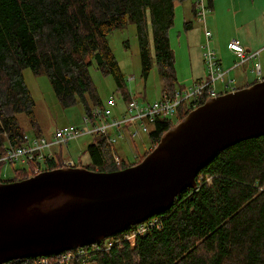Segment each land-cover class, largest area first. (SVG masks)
<instances>
[{
	"label": "trees",
	"instance_id": "trees-1",
	"mask_svg": "<svg viewBox=\"0 0 264 264\" xmlns=\"http://www.w3.org/2000/svg\"><path fill=\"white\" fill-rule=\"evenodd\" d=\"M188 1L196 19L195 0H0V155L8 143L25 144L19 115L25 114L36 127L35 101L23 74L26 69L48 77L64 108L81 104L87 113L102 103L91 80L93 64L115 81L120 101L129 97L108 41L114 31L129 24L136 28L144 74L155 63L162 93L173 94L178 78L169 32L176 7ZM206 1L213 9L214 0ZM193 23L185 22V29H193ZM188 114L180 108L178 119L156 122L149 135L151 150L175 121ZM108 144L106 136H96L88 145L86 169L111 173L141 162L122 160L117 165L113 158L117 153ZM63 158V152L57 153L58 162ZM2 167L0 184L30 178L20 168L15 180H4ZM60 167L53 161L47 170ZM196 179L197 187L178 194L168 211L83 247L81 255L73 250L75 256L66 264H264V136L219 152ZM141 225L147 227L144 233H138ZM61 256L49 258L58 261ZM36 259L7 264H30Z\"/></svg>",
	"mask_w": 264,
	"mask_h": 264
},
{
	"label": "water",
	"instance_id": "water-1",
	"mask_svg": "<svg viewBox=\"0 0 264 264\" xmlns=\"http://www.w3.org/2000/svg\"><path fill=\"white\" fill-rule=\"evenodd\" d=\"M264 136V80L211 98L118 172L47 170L0 184V264L99 244L173 206L218 154Z\"/></svg>",
	"mask_w": 264,
	"mask_h": 264
},
{
	"label": "rangeland",
	"instance_id": "rangeland-1",
	"mask_svg": "<svg viewBox=\"0 0 264 264\" xmlns=\"http://www.w3.org/2000/svg\"><path fill=\"white\" fill-rule=\"evenodd\" d=\"M184 6L190 7L191 2L188 1L176 7L174 11L176 14L175 21L169 32L172 51L175 52L176 64L178 65L177 68L180 73L178 76L180 79L178 84L181 88L185 87V85L190 86L188 82H182L184 79L182 76L188 74V69L183 64L185 60L188 62L186 51L192 49L189 44H186L185 39H187L188 33L193 32L190 36L193 38V46L196 47V49H198L196 41H199V37H197L199 36V30L201 31L202 40L205 39L203 36L205 26L199 22V19L196 21L191 14L187 16L186 21L192 20L195 27L189 32L185 29L184 16L182 15L183 12L186 13V10L182 9ZM206 24L213 33L214 43L212 41V47L215 50L217 49L214 44L218 48L220 43L221 45H225L228 40L231 42L233 40H248L254 38V36L256 37L264 31V0H214L213 9L210 8ZM136 38V28L134 25L129 24L125 29L114 31L108 41L120 64L121 71L125 76L124 79H126L128 90H130L129 92L137 96L142 103H152L161 97V90L163 88L162 80L159 78L160 76L155 63L152 64L150 72L147 75L144 74L140 52H138L139 44ZM262 49H264V47ZM253 50H251V52H253ZM219 53L220 52H218V55ZM262 54L260 61H262L264 65L262 60L264 59V52ZM219 58L222 59L221 53ZM226 61H224L225 64L227 63ZM203 62L204 60L202 63ZM231 62V64L234 65L238 60L235 58ZM246 64L241 65L235 70L241 75V70H244ZM204 67L206 70L205 63ZM249 73H251V71L248 72V74ZM253 73L252 83L253 81L256 82L257 80H261V76L255 72ZM23 74L25 83L35 101L34 109L37 122L36 127L33 128L29 122L30 119L25 114L18 116V123H20L25 135L29 138H33L37 135L40 138L46 137L50 139L53 133L59 129L73 127L83 130L86 128L82 120L85 115V110L81 104L64 108L61 103H59L57 96L54 95V90L47 76H36L29 69L24 70ZM90 74L92 77L91 80H93L102 102H106L109 98L114 97L119 104H122L123 101L119 99L120 93L112 77L104 75L98 70L96 64L91 66ZM262 74L264 75V68ZM131 76L134 77L133 81H129L128 79ZM236 86H241V84L238 82ZM178 122L179 121H175L174 123L177 124ZM95 138L96 137L92 135H85L78 140L71 141L67 147L63 146L62 148L64 157L73 160L77 164L81 162L78 167L85 168V166L90 163V157L86 150L88 145L94 143ZM151 147L150 136L147 134H143L141 138L135 140L126 136L116 144L115 152L128 164H134L136 163L137 156H144L148 152V148ZM16 169H20V167L17 168L11 165L2 167L1 176H3L4 180H15L17 178ZM47 169L48 168H45V170Z\"/></svg>",
	"mask_w": 264,
	"mask_h": 264
},
{
	"label": "built area",
	"instance_id": "built-area-1",
	"mask_svg": "<svg viewBox=\"0 0 264 264\" xmlns=\"http://www.w3.org/2000/svg\"><path fill=\"white\" fill-rule=\"evenodd\" d=\"M196 14L199 22L205 26L204 37L205 43L201 48L203 50V60L207 70L205 80L196 81L188 89H177L173 94L168 92L162 93L160 99L152 103H142L137 96L129 94V97L119 104L114 97L109 98L106 102L92 106L91 110L85 113L83 123L86 126L83 130L80 128L66 127L56 130L53 136L48 139L29 138L24 135L25 144L17 146L7 144V149L0 155V164L5 166H15L26 169L30 177L36 176L45 171L50 162H56L61 167L76 168L80 164L73 160L63 158L58 162L57 153L62 152L63 146L67 147L71 141L78 140L85 135L106 136L108 145L114 151L115 146L124 137L129 136L135 140L141 138L143 134L150 135L154 129L156 122L167 119H178L179 109L182 108L183 113H189L196 109L203 102L221 96L228 92L236 90L234 80H229L227 74L222 68L221 60L215 49L211 46L212 32L207 28V17L210 13V8L206 0H195ZM199 23V24H200ZM237 58L238 62L234 64L233 69L240 67L248 61H254L253 71L261 75L262 63L261 59L264 49L251 52L246 50L239 40H233L227 47ZM134 77H129V81H133ZM218 84H223L224 90L219 91ZM115 162L120 165L122 160L116 154ZM137 159V158H136ZM124 161V160H123ZM3 177V176H2ZM146 226H140L138 233H144ZM112 246L108 242L107 245ZM80 248L77 253H84ZM69 252L62 254L58 261H53L49 257H39L30 264H66L75 255Z\"/></svg>",
	"mask_w": 264,
	"mask_h": 264
},
{
	"label": "crops",
	"instance_id": "crops-1",
	"mask_svg": "<svg viewBox=\"0 0 264 264\" xmlns=\"http://www.w3.org/2000/svg\"><path fill=\"white\" fill-rule=\"evenodd\" d=\"M183 10L185 9L186 10V13L183 12V16H184V22H192V20L190 21H186L187 19V16H189V14H191L192 16H194L193 14V11H191V6H184L182 8ZM196 21H197V18H196ZM194 24V23H193ZM195 27V24L193 25V29ZM208 28V26H207ZM191 29V30H193ZM197 29V28H196ZM189 30V31H191ZM209 30V28H208ZM187 31V32H189ZM210 31V30H209ZM191 33L193 32H190L188 33V37L187 39H185L186 41V44H189L191 46V50H188L186 51L187 52V55H188V62L185 60V63H183L187 69H188V74H184L182 77H184V79L182 80V82H188L190 86H192L196 81H201V80H205L206 79V70H205V67H204V63H202L203 61V58H202V54H203V50L201 49L205 43V39L202 40V37H201V31L199 30V41H196L197 44H198V49H196V47L193 46V38L190 36ZM213 34V33H212ZM195 37V35H194ZM213 37L212 36V39H211V46H212V41H213ZM239 41H241L240 43L244 46V48H246V50H260L264 47V31L262 32V34L258 35V36H254V38H250L248 40H243V39H239ZM214 43V41H213ZM230 43V41L228 40L226 42L225 45H221V43L219 44V47L217 48V46L214 44V46L216 47V49L218 50H215L218 54V52L221 53V58H219L222 63V68L225 70V71H229V73L227 74V78H229V80H234V85L237 90H240V89H243V88H246L250 85H252L253 83H256V82H259L261 80H264V75L262 74L263 73V69H262V73L261 75V80H257L256 82L253 81L252 83V79H253V76H252V73L254 72L253 69H254V64L255 62L254 61H248L247 64L245 65L246 67H244V72L241 70V75L235 70L233 69L234 65H232L231 61H233L235 58L238 60V58L227 48L228 47V44ZM214 49V48H213ZM219 53V55H220ZM218 55V56H219ZM263 55V54H262ZM262 58V56H261ZM227 60V61H226ZM261 60V59H260ZM259 60V61H260ZM263 62H264V59H262ZM226 61L227 63L225 64ZM262 63V61H260ZM177 63V61H176ZM262 66L263 63H262ZM178 65L176 64V69H177V78H178V82H179V72H178ZM264 68V67H263ZM235 70V71H234ZM248 74V72H250ZM254 74V73H253ZM240 83L241 86H236L237 83ZM190 86H186L181 88L179 87V84H178V89H188L190 88ZM223 84H219L218 85V89L220 92H222L224 90L223 88ZM131 93V92H129ZM161 96V95H160Z\"/></svg>",
	"mask_w": 264,
	"mask_h": 264
},
{
	"label": "flooded vegetation",
	"instance_id": "flooded-vegetation-1",
	"mask_svg": "<svg viewBox=\"0 0 264 264\" xmlns=\"http://www.w3.org/2000/svg\"><path fill=\"white\" fill-rule=\"evenodd\" d=\"M151 149H152V148H148L147 151H150ZM147 155H148V154H147ZM147 155H146V156H147ZM141 158H142V157H138V156H137L136 162H137V163L140 162V161L142 162L143 160H142Z\"/></svg>",
	"mask_w": 264,
	"mask_h": 264
}]
</instances>
